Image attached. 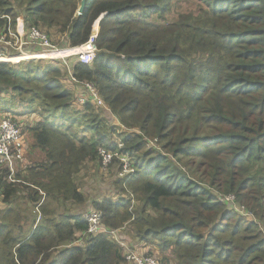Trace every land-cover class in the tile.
Returning <instances> with one entry per match:
<instances>
[{"label":"trees","instance_id":"16d2710c","mask_svg":"<svg viewBox=\"0 0 264 264\" xmlns=\"http://www.w3.org/2000/svg\"><path fill=\"white\" fill-rule=\"evenodd\" d=\"M81 1L0 0L5 56L32 27L58 29L78 48L99 24L89 66L0 65V123L14 120L40 154L20 182L0 173V264H129L137 250L113 237L126 228L158 264H264V0H86L78 15ZM85 84L106 109L74 107L68 87L80 96ZM16 101H39L44 113L25 128ZM100 110L126 129L120 146ZM101 149L117 154L110 168L120 174L122 159L132 165L115 178L119 199L92 201L76 184ZM41 200L46 219L35 226L25 214ZM73 206L82 210L69 216ZM89 211L105 232L87 234Z\"/></svg>","mask_w":264,"mask_h":264},{"label":"built area","instance_id":"2783aa9c","mask_svg":"<svg viewBox=\"0 0 264 264\" xmlns=\"http://www.w3.org/2000/svg\"><path fill=\"white\" fill-rule=\"evenodd\" d=\"M98 32L91 35L90 39L83 46L78 48L60 49L50 41L49 36L37 27H32L27 32V40L23 41V44L19 41V37L13 35V48L17 53L13 55L5 56L0 51V65L5 64H17L21 61L31 62L38 60H60L65 62L66 60L77 57L81 64L91 65L96 57L97 48L95 41L97 39ZM12 42L8 41L6 35L0 36V49L3 45H10ZM19 47L17 48V46ZM31 46H36L39 49L35 52H27ZM23 47V53L18 51ZM78 50L75 53L65 54L61 52ZM16 58V59H14ZM22 59V60H21ZM13 60V61H8ZM85 94L78 96V102L80 105H84L88 102L95 103L99 107L106 109L104 102L98 97L92 84H85ZM78 104V105H79ZM28 143L26 141V134L21 130L18 124L12 119H5L0 123V173L7 172V180L12 183L20 182L17 179V175L25 172L30 163L27 161L26 154L28 152ZM100 158L103 166L110 164L117 154L109 153L107 150H100ZM125 161V160H124ZM125 165L128 162L125 161ZM131 171V169L126 170ZM2 194L0 192V211L4 208L2 203ZM85 222L88 224L87 234L96 235L105 232V228L102 225V214L89 211L85 215ZM116 236L118 233H113ZM127 261L131 264H158L153 258H143L137 254L130 253L127 256Z\"/></svg>","mask_w":264,"mask_h":264},{"label":"rangeland","instance_id":"374dc122","mask_svg":"<svg viewBox=\"0 0 264 264\" xmlns=\"http://www.w3.org/2000/svg\"><path fill=\"white\" fill-rule=\"evenodd\" d=\"M13 1V0H12ZM18 12H20V14H22L21 11H19V7L17 8ZM19 14V13H18ZM24 21V19H23ZM25 22V21H24ZM24 24V23H23ZM43 29V28H42ZM97 27H94V33H96L97 31ZM15 32H17L15 29H13ZM43 31H45L51 41L53 42V44H55L58 48L60 49H67V41H66V36L64 34H61L59 32L58 29H53L50 31H46L45 29H43ZM20 44H18L17 48L19 47ZM78 50H81L80 47H78ZM76 51H72L69 53H65V52H61L62 54H70V53H75ZM77 57H73L69 60H67L68 64H72L74 61L76 62ZM33 63L32 66H37L41 69H43L44 67L47 66H58V64H60V62H49V61H41V62H36V61H31ZM63 63V61H61ZM67 86V85H66ZM69 91H71L73 93V100L77 97L78 99V94L76 93V91L74 90L73 87H68ZM78 101V100H77ZM16 103H19V109L22 110V113H17V116L20 120L21 123L24 124V127H28V126H32L35 124V122H37L39 120L38 117H36L38 114L36 113L37 111H39L40 113H44L43 107L41 106V104L39 103V101H35V103L33 105L29 104L28 102H18L16 101ZM79 104V102H78ZM78 104H74V107L76 109H79L81 106L83 105H78ZM102 110H100L101 112ZM103 112V111H102ZM35 113V114H32ZM84 114V113H83ZM104 114V118H106L108 121H106L109 125L111 126H116L115 128V132L113 131V134H111V141L118 144L120 146L121 144V135L124 131H126V129H124V126H122L120 123H118V120L108 111V110H104L103 112ZM48 116V115H47ZM81 117V115H80ZM80 117L76 122V131L80 132V134H83V129L79 127V123H80ZM57 120L59 119L57 116L55 117ZM36 119V120H34ZM60 121V119L58 120ZM62 122V121H61ZM26 141L28 143V152L27 154L30 152V140L28 138V135L26 134ZM152 145H154V142H149L148 143V148H151ZM26 154V157H27ZM123 162H128V165H125L124 163V167H123V171L121 172V174L118 171V166H113L112 168H110L109 166H103L101 163L100 165L93 163V162H88L86 163L83 168L81 169V171L79 172V174L76 176V184L78 186V188L83 192L88 194L92 201L93 200H101L104 198H116L119 199L121 193L119 192L120 189L118 188V185H114V182L116 181L115 178L117 177V174H119V177H122L124 173H128L126 172V170L131 169L132 170V165L130 164V162L125 159H122ZM101 162V161H100ZM242 207L237 205V207L235 208V210L239 211V216H242L245 214V210H242V212H240V209ZM247 217V222L250 221H254L252 215H248ZM12 220L17 221L18 220V216L17 215H13L12 216ZM261 230H262V234H264V222H258ZM260 230V229H259ZM126 231V233L128 232V228L124 229L121 233H118V235L116 236V239L119 240L120 243H124L127 247V252L128 250H137V255L141 256L143 254L148 253L151 248V246H148L149 248L146 249L144 246L141 245V242L139 240H133L132 237H127L126 234L124 233ZM113 237L115 238V236L113 235ZM123 238V240L121 239ZM143 244V243H142ZM129 247V248H128ZM135 253V252H133ZM143 253V254H142ZM136 254V253H135ZM131 264V263H129Z\"/></svg>","mask_w":264,"mask_h":264},{"label":"crops","instance_id":"0c3cea01","mask_svg":"<svg viewBox=\"0 0 264 264\" xmlns=\"http://www.w3.org/2000/svg\"><path fill=\"white\" fill-rule=\"evenodd\" d=\"M66 53V52H65ZM74 89H75V86H72ZM38 117V115L36 116ZM36 120V119H34ZM36 157H40V154H36V155H32L31 153L27 154V161L31 164H33V162H35L36 160H34ZM44 200V199H43ZM43 200H41V202L37 205V207L35 208L36 211L34 213H32L31 211H28L26 214L23 213V215H30L33 219L35 218L36 219V222H35V226L38 225V223L42 222L43 220H45L46 218H43L42 214L39 212L38 210V206H40L43 202ZM5 207V206H4ZM71 212H69V216H72V215H77L78 213L80 214L81 212V207H76V206H73L71 207ZM88 208H91L90 207V203H89V207ZM24 209V208H23ZM67 210H70V207L68 206ZM121 233V232H120ZM77 245H80V243H77Z\"/></svg>","mask_w":264,"mask_h":264},{"label":"water","instance_id":"95a60500","mask_svg":"<svg viewBox=\"0 0 264 264\" xmlns=\"http://www.w3.org/2000/svg\"><path fill=\"white\" fill-rule=\"evenodd\" d=\"M85 5H86V0H82L81 1V4H80V7L78 9V15H82L84 9H85ZM99 26V24H98ZM99 28V27H98ZM99 33V32H98Z\"/></svg>","mask_w":264,"mask_h":264},{"label":"bare ground","instance_id":"6f19581e","mask_svg":"<svg viewBox=\"0 0 264 264\" xmlns=\"http://www.w3.org/2000/svg\"><path fill=\"white\" fill-rule=\"evenodd\" d=\"M72 51H76V50H72ZM69 52H71V51H66V53H69ZM14 59H16V58H14ZM8 61H13V60H8Z\"/></svg>","mask_w":264,"mask_h":264},{"label":"clouds","instance_id":"9594fccd","mask_svg":"<svg viewBox=\"0 0 264 264\" xmlns=\"http://www.w3.org/2000/svg\"><path fill=\"white\" fill-rule=\"evenodd\" d=\"M77 14H78V12H77ZM95 27H97V28H98L99 26H98V25H96ZM97 32H99V28L97 29Z\"/></svg>","mask_w":264,"mask_h":264}]
</instances>
